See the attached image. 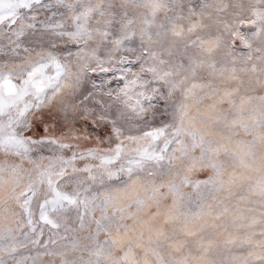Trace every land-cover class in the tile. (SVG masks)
Returning a JSON list of instances; mask_svg holds the SVG:
<instances>
[{
  "label": "snow or ice",
  "instance_id": "1",
  "mask_svg": "<svg viewBox=\"0 0 264 264\" xmlns=\"http://www.w3.org/2000/svg\"><path fill=\"white\" fill-rule=\"evenodd\" d=\"M0 264H264V0H0Z\"/></svg>",
  "mask_w": 264,
  "mask_h": 264
}]
</instances>
